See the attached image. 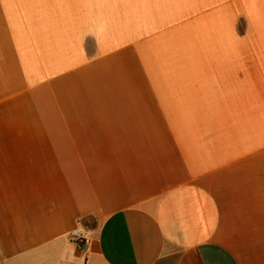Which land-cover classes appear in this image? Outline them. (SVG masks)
Masks as SVG:
<instances>
[{"label":"crops","instance_id":"obj_1","mask_svg":"<svg viewBox=\"0 0 264 264\" xmlns=\"http://www.w3.org/2000/svg\"><path fill=\"white\" fill-rule=\"evenodd\" d=\"M0 264H264V0H0Z\"/></svg>","mask_w":264,"mask_h":264},{"label":"built area","instance_id":"obj_2","mask_svg":"<svg viewBox=\"0 0 264 264\" xmlns=\"http://www.w3.org/2000/svg\"><path fill=\"white\" fill-rule=\"evenodd\" d=\"M70 239L76 244L78 248L81 249L86 245L87 234L83 229L79 228L73 231V233L70 235Z\"/></svg>","mask_w":264,"mask_h":264}]
</instances>
